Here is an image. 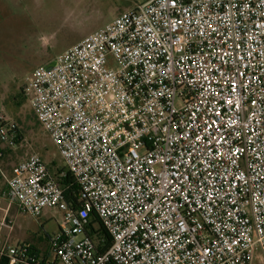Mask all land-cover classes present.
Here are the masks:
<instances>
[{
    "label": "built area",
    "instance_id": "2783aa9c",
    "mask_svg": "<svg viewBox=\"0 0 264 264\" xmlns=\"http://www.w3.org/2000/svg\"><path fill=\"white\" fill-rule=\"evenodd\" d=\"M23 93L73 181L37 153L6 171L1 145L22 136L0 111L6 199L62 214L47 257L0 246V262L264 264V0H147Z\"/></svg>",
    "mask_w": 264,
    "mask_h": 264
},
{
    "label": "rangeland",
    "instance_id": "374dc122",
    "mask_svg": "<svg viewBox=\"0 0 264 264\" xmlns=\"http://www.w3.org/2000/svg\"><path fill=\"white\" fill-rule=\"evenodd\" d=\"M146 1L0 0V111L16 123L22 136L1 145L6 171L37 153L53 174L64 177L65 165L28 100L17 105L14 98L23 93L37 67L53 65L65 50ZM61 220L57 210H47L35 219L0 200V246L44 243L58 232Z\"/></svg>",
    "mask_w": 264,
    "mask_h": 264
},
{
    "label": "trees",
    "instance_id": "16d2710c",
    "mask_svg": "<svg viewBox=\"0 0 264 264\" xmlns=\"http://www.w3.org/2000/svg\"><path fill=\"white\" fill-rule=\"evenodd\" d=\"M25 100H27V98L24 93L14 98L15 104L17 105H21ZM55 176H57L58 181L63 187H67L73 181L70 174H66V176L64 177H61L59 174H55ZM72 187H77V186L73 185ZM74 190L76 191L77 189L71 188L70 190H68L67 195L70 197L73 196ZM97 223L98 222H97L96 217L93 216V227L91 226V236L94 238V240L98 244V251L102 253L110 246L111 240H110V237L106 234V232L102 229V227H99L98 230L94 229V224H97ZM0 264H8V262L7 260H2Z\"/></svg>",
    "mask_w": 264,
    "mask_h": 264
},
{
    "label": "crops",
    "instance_id": "0c3cea01",
    "mask_svg": "<svg viewBox=\"0 0 264 264\" xmlns=\"http://www.w3.org/2000/svg\"><path fill=\"white\" fill-rule=\"evenodd\" d=\"M3 187H0V200H4L8 203V200L6 199V195H5V192H6V185H5V182L0 179V186ZM14 206L17 207V205L14 204ZM9 221V220H8ZM49 238V236H48ZM43 243V241H38L36 242V244H33L32 242H29V241H26L25 244L29 245L30 247H32L35 251H37L39 254L41 255H44V257H47L48 256V239Z\"/></svg>",
    "mask_w": 264,
    "mask_h": 264
}]
</instances>
